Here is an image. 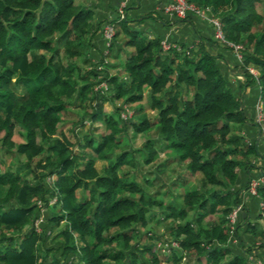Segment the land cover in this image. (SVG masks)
<instances>
[{"label": "trees", "instance_id": "obj_1", "mask_svg": "<svg viewBox=\"0 0 264 264\" xmlns=\"http://www.w3.org/2000/svg\"><path fill=\"white\" fill-rule=\"evenodd\" d=\"M188 1L209 6L220 18L225 38L243 45L240 62L232 52L234 68L244 76L239 88L252 83L253 99L258 93L264 101V15L255 9V0ZM92 13L73 0H0V150L23 155V168L31 172L27 177L17 167L0 171V264H65L70 255V264H187L172 246L162 248L170 239L194 258L193 264H252L247 252L253 244L264 250V227L258 220L264 223V182L252 195L256 206H244L239 187L245 189L250 176L242 181L239 173L256 165L249 155L264 160V153L256 138L247 142L241 133L244 123L254 122L245 115L223 68L231 46L198 33L194 46L175 42L180 49L163 50L161 38L130 28L127 21L132 19L125 16L118 21L121 36L113 45L131 48L122 64L125 76L105 73L101 91L94 88L98 71L83 72V64L75 62L81 55L90 63L85 54L96 30ZM190 16L196 17L185 15ZM57 38L63 39L59 44L65 59ZM205 40L218 46L215 52L204 46ZM248 64L257 68V76L248 72ZM118 99L138 109L126 125L133 134L144 133V139L136 148L112 152L122 128L118 118L103 112L102 103ZM144 99L151 116L144 111ZM71 101L80 109L79 117L71 120L74 129L88 116L90 122L102 120L104 131L72 140L58 129L61 112ZM119 109L114 105L113 111ZM16 126L23 137L18 142L12 139ZM160 149L164 161L177 159L189 175L198 176L199 184L182 191L180 201L146 195L137 178L119 172L123 165H134L133 150L144 164L156 162L157 169L165 163L156 161ZM94 158L107 159L100 171ZM257 166L264 173V165ZM47 173L55 174L54 189L43 180ZM46 193L54 194L55 201L46 208L42 232H36L31 226L37 212L34 201ZM238 202L232 243L227 240L226 215ZM153 207L162 212V221L171 219L170 236L150 235L144 238L148 242L138 244L131 240L137 228L151 218L159 221ZM60 222L53 232L57 246L43 244L45 229L50 232Z\"/></svg>", "mask_w": 264, "mask_h": 264}, {"label": "rangeland", "instance_id": "obj_2", "mask_svg": "<svg viewBox=\"0 0 264 264\" xmlns=\"http://www.w3.org/2000/svg\"><path fill=\"white\" fill-rule=\"evenodd\" d=\"M255 8H256L257 12L264 15V0H255ZM118 39H119V37H117L116 39H113V37L111 38V41L113 40L114 42L111 43L112 45H111L110 49H109V46H110L109 45L105 51H101V50H97V49H96V51L94 50L93 52L95 54L93 53L94 56L90 59V63L88 65H81L84 63L81 55L75 58V62H77L78 64H80L82 66L83 72H88L89 69L94 68L96 71H98L97 73H98V77L100 78V80H104L101 77H103L105 75V73H108V74L109 73H111V74L117 73L118 75L125 76L124 72H122V64L124 63V61L126 59L127 51L126 50L121 51L122 47H120L119 49H114L115 47L113 45L116 46L115 43L119 42ZM62 40L63 39H61V38L60 39L57 38V39H55V43L59 46V55L63 59H65L64 55H63V51H62V46L59 44L62 42ZM213 41L218 44V42H216L214 39H213ZM228 41H230V40H228ZM237 43H239V42H237ZM239 44H241V43H239ZM122 49H124V48H122ZM242 49H243L242 44H241L240 48L239 47L236 48V56H237L236 59L239 62L241 60V52H242L241 50ZM231 52H234V51L231 49ZM100 56L102 57V59L100 58ZM92 61H93V64H92ZM248 67H251L252 71L257 70V68L255 66H252V64H248ZM232 69H234V68H232ZM235 69H238V68H235ZM234 71H236V70H234ZM234 77H235L234 79L236 80L237 78H239V75L234 74ZM237 81H239V80H237ZM228 82H229L230 86L232 87L233 79L228 78ZM242 82H244V81L242 80ZM242 82L240 81L239 83H242ZM97 83H95L94 86L97 85ZM250 85L252 86V84H249V87H247V89H245V93L243 91V88L234 89V87H232L234 94L236 96L240 97L241 106L245 101L243 99V97L247 98V95L249 94L248 88H250ZM256 88L259 89V85H256ZM256 99H258L260 106L262 108H264V101L260 98V96H256ZM143 102H144L143 103L144 111L148 112V116H151L150 114H152V111L148 108L147 99H144ZM75 104L76 103L74 101H71L70 103H68L66 105L68 109L61 112V120L58 122V129L63 130L69 136V138L72 140L77 139L78 135L80 137L84 133L98 134L99 132L104 131V123L102 120L90 122L88 119V116L83 117L82 126L79 127L80 129L78 127L74 129V127H73L74 125H72L71 120H75L80 115V109ZM114 105H120V109L118 112L113 111ZM124 108H126L125 111H124ZM255 108H256V106H255ZM85 109L87 111L90 110V108L87 106L85 107ZM102 110H103V112H105V114H111L114 117L118 118L117 119V125L120 128H122L121 131L118 133V136H119L118 137L119 138L118 144H117V146H115L112 149V152H117V151L124 149V148L125 149L136 148L137 146H139L142 143V140L144 139V133L133 134L131 127L126 125V122H128V120L132 119L133 113H135V111L138 110L135 105L132 106L130 104H125L122 102L121 99L113 100V102L107 100V101H104L102 103ZM252 111H253V106H252ZM251 113H252V121H253L254 113L253 112H251ZM117 114L119 117H117ZM245 115H248V114H245ZM76 125L77 124H75V126ZM77 129H79L78 134L75 133ZM230 129H231V131H234V130L237 131L236 125H235V127H234V125H231ZM150 132H148L147 135L152 134L154 131L151 130ZM12 136L14 138V141H18V140L22 139L16 131L14 132V134ZM73 150L75 152L82 153V151H79V149L76 146H73ZM84 150L86 152L93 153L89 147H86ZM132 152H133L132 154H133L134 161H135L134 165L132 167L128 166V165H123L120 168L119 172H121L122 170H126L129 177L131 176V177H135V179L137 178L136 180H138L144 186V188H145L144 193L146 195L155 194L156 198H161L165 202L168 200H172L173 202H175L177 200L180 201V194L182 191H186L190 188L196 187L199 184L198 176L196 174L189 175L188 172L184 168L183 162L178 161L177 159H173L169 162L164 161L165 155L162 152V149H160L159 156H158L159 158L156 159V161L160 162V163H162V162H165V163L159 164L157 169H155V170H153V169H154V164H156V162L155 163L153 162L151 164H144L141 160V156H140L139 151L133 150ZM168 155L172 156L171 154H168ZM35 159H36V157L32 158L31 162L33 163L35 161ZM24 160L25 159H24L23 155L15 156L12 153V151L5 153L2 150H0V171L5 169V168L14 169L15 167H17L21 171L22 175L29 177V176H31V172L29 170H24V168H23ZM106 162H107V159H105V158L104 159L94 158V165L99 171L101 170L102 166L104 164H106ZM262 169L264 170V168H262ZM149 170H151V171H149ZM144 176H146L148 178L151 177L153 179L150 182H149V179H146V181H145ZM77 193L79 194L78 190H77ZM153 208H154L153 213H154V215H157V219H159V221L151 218V219H149V222L146 225L147 227L145 226V227H138L137 228L138 231L132 235L131 240L138 241V244L148 242L149 240H145L144 238L149 237L150 235L153 237L155 234H157L161 237L163 236V238L164 237L167 238L168 236H170L168 233V226L167 225L170 224L171 219L169 220V218H166L162 221V219H161V217L163 215L162 212H160L155 207H153ZM47 212H48V210L46 209V211L44 213L45 218L48 216ZM189 213H190V211H189ZM202 223L203 224L206 223V217L203 219ZM261 223H262V220H261ZM62 224L63 223L60 222L57 225V227L53 228L52 231L50 230L48 235L45 236V238L43 240V244H45L47 246L48 245L57 246V244H58L56 241L57 239L54 238L53 232L57 228H59ZM243 224H244V221H243ZM239 226L237 225L238 229H239ZM111 230L112 229H110V231ZM74 240L75 241L77 240V236H75V235H74ZM157 241H159V240H155L156 244H157ZM255 245H256V243L253 244L254 247L252 249H256V250H254L256 252V254H255L256 260H254V262H253V258H251L252 256L248 257L250 259V263H252V264H258V261H257L258 257L261 258L264 256V250L262 249V247H260V246L258 247ZM164 247H167V245H165ZM175 250H176V252H178L180 254V256H181L180 261L182 263H187V264H193L194 263L195 260L192 256L188 255L187 253L181 252V250L178 247ZM157 252L159 253L158 255H160L161 257L165 256L162 250L158 249ZM159 264H165V262L161 261Z\"/></svg>", "mask_w": 264, "mask_h": 264}, {"label": "crops", "instance_id": "obj_3", "mask_svg": "<svg viewBox=\"0 0 264 264\" xmlns=\"http://www.w3.org/2000/svg\"><path fill=\"white\" fill-rule=\"evenodd\" d=\"M73 1L75 4L88 6L93 11L91 21L93 23V27L96 30L93 32V34L90 37V42L92 44L89 47V49H87L86 54H85L87 57H90L91 59L94 56L93 55L94 50L95 51L96 49L101 50V51L105 50L103 38L100 32V28L104 22L112 20L114 24V31L117 30V34H116L117 37L121 36V30L119 29L121 28V25L119 24L118 21H114L112 19L114 16L116 7L121 0H73ZM125 2H126L125 7H124L125 16L132 19L130 21H127L128 22L127 25L130 28L140 30L143 34H145L148 37L157 36L161 39L165 38L171 42H180L183 44L193 45V46H194L195 41L198 38L197 37L198 33L203 35L204 37H208V38L211 37V28L207 22H205L204 20H201L197 16H196L197 18L193 16H190L189 18V17H176V16L169 15L161 9V5H162L161 0H125ZM204 46L207 49L212 50L213 52H215L216 49L218 48L216 44L209 43L206 40L204 41ZM122 48H121V51L126 50L127 53L131 50L130 47L122 46ZM228 50H227V56L223 57V68L224 69L226 68L225 72L227 74V78L233 79L232 87H234V89L236 88L240 89L239 82L240 81L242 82V80L244 79V76L239 71V69L234 68L236 61L232 58L233 56L232 52ZM88 64L89 62H87L86 64L83 63V65H88ZM234 74L239 75V78L235 80ZM247 87H249L248 83H246L245 85H242L244 93ZM252 90L253 89L250 85V88H248L249 94L247 95V98L243 97L245 101L242 104L244 113L248 114L246 116L249 118L250 117L252 118L251 112H253L252 106H253L254 101H252L253 99L252 95L254 94ZM256 96H258V93L256 94ZM256 96H255V99H256ZM251 123L252 122L244 123L243 127L241 128V133L243 134L245 133L244 139L247 142L256 138L258 147L260 146L259 147L260 151L264 153V150L261 148V145H264V144L258 140L257 127L256 125L251 124ZM16 127L14 129V132L16 131L19 134V136L23 139L22 135L19 133L21 128L19 126H16ZM12 139L14 140L13 136H12ZM22 139L18 141H21ZM248 158H250L251 162L255 163L256 165L254 167L249 168V170L247 169L246 173L240 171L239 176L242 178V181H245V179L247 178V175L251 177V176H255L258 174L259 170L257 168L258 167L257 165H260V164L264 165V160L262 159V157L261 158L259 156L252 157V155H249ZM236 185H240V184L236 183ZM239 188H240L239 197L243 205L244 206L249 205L252 207L256 206L255 202L252 200V197H254L252 195H257V192L252 194L249 191H247L246 188L242 189V186H240ZM260 202L261 201L258 200L257 202L258 207H259ZM258 220L261 222V219H258ZM261 225L264 227L263 222L261 223ZM239 229L241 230L240 227ZM227 240L232 243L236 242V238L235 236H233V234H229ZM254 250L256 249H251L247 252V255H248L247 258L249 256H252L251 258H253V261L256 260V257H255L256 252ZM257 261H258V264H264V256L261 258L258 257Z\"/></svg>", "mask_w": 264, "mask_h": 264}, {"label": "built area", "instance_id": "obj_4", "mask_svg": "<svg viewBox=\"0 0 264 264\" xmlns=\"http://www.w3.org/2000/svg\"><path fill=\"white\" fill-rule=\"evenodd\" d=\"M161 2H162L161 9L169 15L176 16V17H185L186 14L190 13V14L197 16L201 20H204L205 22H207L211 28L212 38L218 43H221V44L223 43L225 45L231 46L232 50L234 51L233 53L235 57H237L236 48L238 47L240 48L241 44L237 42L228 41L225 38V36L223 35L222 23H221L220 18L217 15L213 14L210 11L208 6L202 7L188 0H161ZM125 4H126L125 0H121L119 4L117 5L114 16L112 18L114 21H119L125 18V9H124ZM100 32H101L104 47L106 50V48L111 43V38L113 37V33H114L113 21L110 20V21L104 22L100 28ZM159 43L163 50L171 46H174L176 49H180L177 43L168 41L165 38L160 39ZM246 68L249 73H252L254 76H257V70L252 71V68L248 67V65L246 66ZM94 88H99L101 91L104 90L106 88L105 80H99L97 85L94 86ZM125 110L126 108H124V111ZM253 113H254L253 122L256 125L257 130H258V139L260 140L261 143L264 144V108L260 106L258 99L254 100ZM54 179H55L54 173H47L43 177L45 184L50 189L51 188L54 189ZM263 182H264V173L259 172L257 175L251 176L249 178V180L247 181L246 189L250 193L254 194L256 192V186ZM44 197L45 198H36L34 201L35 207L37 208V212H36L35 217L33 218L31 226L36 232H42V226L44 225L46 221L45 220L46 218L44 216L46 208L55 201L54 194L50 195L46 193L44 194ZM261 203L262 202H260V204ZM240 210H241V202H238L232 206V208L226 215V223H227L228 231L230 234H232V230L234 229V226L237 220V215ZM45 233H49L48 228L45 229ZM164 241L165 242L162 244L163 249L166 248L167 250L169 246H172L173 248L178 247L177 241L174 239L164 240ZM157 244H159V241L157 242ZM165 245H167V247H164ZM181 252L185 253L184 250H181ZM71 257L72 255L67 257V259L65 260V264L71 263V259H72Z\"/></svg>", "mask_w": 264, "mask_h": 264}]
</instances>
